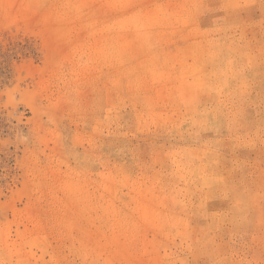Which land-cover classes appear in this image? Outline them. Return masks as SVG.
Returning <instances> with one entry per match:
<instances>
[{"label":"rangeland","instance_id":"1","mask_svg":"<svg viewBox=\"0 0 264 264\" xmlns=\"http://www.w3.org/2000/svg\"><path fill=\"white\" fill-rule=\"evenodd\" d=\"M0 264H264V0H0Z\"/></svg>","mask_w":264,"mask_h":264}]
</instances>
